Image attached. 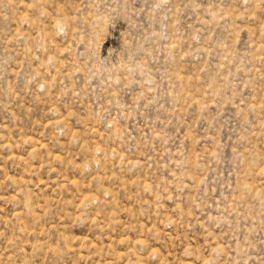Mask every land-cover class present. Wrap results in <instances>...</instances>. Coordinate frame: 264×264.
Masks as SVG:
<instances>
[{
    "label": "rangeland",
    "instance_id": "obj_1",
    "mask_svg": "<svg viewBox=\"0 0 264 264\" xmlns=\"http://www.w3.org/2000/svg\"><path fill=\"white\" fill-rule=\"evenodd\" d=\"M0 264H264V0H0Z\"/></svg>",
    "mask_w": 264,
    "mask_h": 264
}]
</instances>
